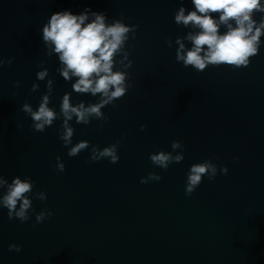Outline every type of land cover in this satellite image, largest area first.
Instances as JSON below:
<instances>
[{"label": "water", "instance_id": "water-1", "mask_svg": "<svg viewBox=\"0 0 264 264\" xmlns=\"http://www.w3.org/2000/svg\"><path fill=\"white\" fill-rule=\"evenodd\" d=\"M181 6L193 10L191 0H0V58L12 59L0 68V174L9 183L31 177L34 193L47 195H33L24 223L0 208V264H264V43L247 67L186 68L175 58L176 38L190 31L174 21ZM85 9L138 25L126 44L132 86L102 110L110 119L102 129L95 119L70 122L73 145L87 140L102 149L122 141L115 164L86 163L90 149L69 157L61 120L36 132L21 110L26 102L38 107L47 79L57 111L66 92L74 104L98 101L72 90L75 81L57 73L58 56L47 55L42 41L53 13ZM44 68L49 77L40 81ZM174 140L182 142L184 160L166 171L153 166L150 154L171 152ZM57 156L64 172L55 168ZM206 159L227 174L204 177L186 196L189 167ZM149 172L162 179L140 183ZM43 209L53 215L36 223ZM11 244L21 251H9Z\"/></svg>", "mask_w": 264, "mask_h": 264}, {"label": "clouds", "instance_id": "clouds-1", "mask_svg": "<svg viewBox=\"0 0 264 264\" xmlns=\"http://www.w3.org/2000/svg\"><path fill=\"white\" fill-rule=\"evenodd\" d=\"M193 10L184 6L178 8L174 21L178 26L189 28L183 37H177L175 44L176 61L184 67L191 66L197 72L205 71L209 66H231L234 69L247 67L251 58L255 57L264 37V3L262 0H191ZM260 14V19L255 17ZM138 25H129L122 19L108 21L104 12L85 9L79 14L70 10L53 13L42 27V41L47 49L46 54L58 56L57 73L66 82L72 83V90L79 94L98 96L95 103L79 101L73 103L71 92H66L61 99L59 111L51 107L54 81L47 79L46 92L42 95L37 108L24 103L22 111L31 118V128L36 132H44L57 120H61L59 139L68 148L69 157L78 156L82 151L90 149V156L85 162H95L107 159L115 164L120 156L118 149L122 141L103 147L82 140L73 145L72 138L75 129L70 123L88 125L93 119L101 121L102 129L110 117L102 111L106 106H116V101L122 99L132 86L126 69L132 66L130 53L126 49L128 40L135 39ZM221 28L225 29L223 32ZM185 41L191 44L188 47ZM169 47L171 39L166 40ZM117 57H121L119 60ZM12 59L5 61L0 58V68ZM117 64L120 65L117 68ZM37 79L46 80L49 77L47 68L36 73ZM19 81L15 87L19 86ZM39 89V84L33 83L31 91ZM146 125H141L144 131ZM172 151L160 150L150 154L153 166L167 170L173 163L184 160L183 144L179 140L171 142ZM180 151H177V150ZM175 153V154H173ZM57 172L65 171V164L59 156L56 157ZM218 172L226 175L227 167H219L212 159L194 163L189 167L185 180V195L190 196L202 183L204 177L209 181L216 178ZM162 177L155 172H149L142 177L140 183L159 181ZM34 181L31 177L16 176L9 183L0 174V208H6L8 219H18L21 223L30 219L33 209V195L40 201H45L47 195L43 191L34 193ZM53 213L43 209L35 214L36 223H42L51 218ZM35 226V225H33ZM20 245H9V251H21Z\"/></svg>", "mask_w": 264, "mask_h": 264}]
</instances>
